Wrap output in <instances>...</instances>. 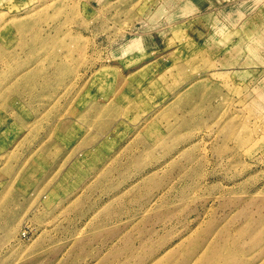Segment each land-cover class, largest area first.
<instances>
[{"label":"rangeland","instance_id":"obj_1","mask_svg":"<svg viewBox=\"0 0 264 264\" xmlns=\"http://www.w3.org/2000/svg\"><path fill=\"white\" fill-rule=\"evenodd\" d=\"M211 249L264 264V0H0V264Z\"/></svg>","mask_w":264,"mask_h":264},{"label":"bare ground","instance_id":"obj_2","mask_svg":"<svg viewBox=\"0 0 264 264\" xmlns=\"http://www.w3.org/2000/svg\"><path fill=\"white\" fill-rule=\"evenodd\" d=\"M209 257H208V260H207V263H211V264H214L215 262H220L222 260L221 258V255L224 254L223 251H217L216 254H213L214 251L211 249L209 251ZM207 253V252H206ZM201 261V260H200ZM179 264V263H178ZM183 264H188L186 261L183 263Z\"/></svg>","mask_w":264,"mask_h":264}]
</instances>
